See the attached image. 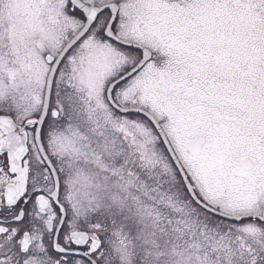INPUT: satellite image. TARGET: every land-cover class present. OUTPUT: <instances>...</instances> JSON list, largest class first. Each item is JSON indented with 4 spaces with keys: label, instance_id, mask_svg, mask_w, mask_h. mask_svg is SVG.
<instances>
[{
    "label": "snow or ice",
    "instance_id": "6c2138e0",
    "mask_svg": "<svg viewBox=\"0 0 264 264\" xmlns=\"http://www.w3.org/2000/svg\"><path fill=\"white\" fill-rule=\"evenodd\" d=\"M0 264H264V0H0Z\"/></svg>",
    "mask_w": 264,
    "mask_h": 264
}]
</instances>
